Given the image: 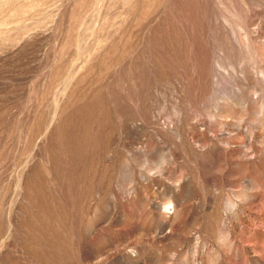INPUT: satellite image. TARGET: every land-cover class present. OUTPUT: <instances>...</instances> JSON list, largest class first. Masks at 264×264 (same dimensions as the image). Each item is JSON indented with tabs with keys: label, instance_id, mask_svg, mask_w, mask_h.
<instances>
[{
	"label": "rangeland",
	"instance_id": "1",
	"mask_svg": "<svg viewBox=\"0 0 264 264\" xmlns=\"http://www.w3.org/2000/svg\"><path fill=\"white\" fill-rule=\"evenodd\" d=\"M0 264H264V0H0Z\"/></svg>",
	"mask_w": 264,
	"mask_h": 264
},
{
	"label": "clouds",
	"instance_id": "2",
	"mask_svg": "<svg viewBox=\"0 0 264 264\" xmlns=\"http://www.w3.org/2000/svg\"><path fill=\"white\" fill-rule=\"evenodd\" d=\"M167 165V161L164 159H161L160 162L157 165L156 170L149 172L148 175L151 178H156L157 176H162L163 173V167ZM214 174L221 175L223 174V170L219 167H217L214 170ZM182 183V182H181ZM251 182H246L239 186V190L235 193H232L229 196H226L223 201V208H222V214L225 217V220L227 223H230L228 218L236 219L240 210L241 205L245 204L248 199L250 198V194L253 191L254 186L251 184V187L249 186ZM177 190L180 188V184H174ZM212 192L215 195L218 192V189L215 185L212 186ZM162 214L167 216H173L174 213L177 211V207L174 203V201L171 198H168V200L164 203H162L161 206ZM227 223L222 225L221 231L218 233L217 237V244L221 246H231V233L230 231H227Z\"/></svg>",
	"mask_w": 264,
	"mask_h": 264
}]
</instances>
